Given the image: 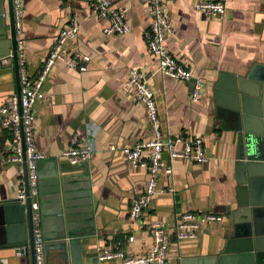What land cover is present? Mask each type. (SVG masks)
<instances>
[{
	"label": "crops",
	"instance_id": "0c3cea01",
	"mask_svg": "<svg viewBox=\"0 0 264 264\" xmlns=\"http://www.w3.org/2000/svg\"><path fill=\"white\" fill-rule=\"evenodd\" d=\"M164 12L172 26L166 45L174 58L203 81L198 100L191 99L193 78L175 79L162 74L157 59L146 47L144 33L150 22L146 0H113L124 7L129 31L105 35L106 19L89 10L87 0H21L24 9L25 66L33 76L56 40L59 29L76 17L79 30L63 54L88 56L79 60L86 70L57 60L43 85L44 98L34 104L36 149L45 158L38 163L40 175L70 164L62 151L73 137L90 140L93 157L88 160V176L94 204L95 235L89 242L82 264L99 262L100 249H122L128 255L145 254L151 246L146 228L151 220L166 223L169 230L177 214L185 211H212L223 215L221 222L203 225L195 238L172 241L165 264L217 255L228 239L235 201L236 131L234 119L216 102V85L233 77L245 78L254 67L264 66V0H226L222 16H209L195 10V0H163ZM6 10V0H3ZM7 22V19H5ZM12 59L0 60V106L15 94ZM137 68L147 79L156 101L163 131L188 139L201 137L207 160L194 163L175 158L172 174L161 173L158 190L139 219H130L131 201L141 194L148 178L142 166L131 165L121 148L153 137L143 107L127 85L129 69ZM224 77V78H223ZM264 120V83L261 84ZM10 132L0 128V205L16 200L23 172L6 161L10 154ZM113 144L116 150L111 151ZM178 149L183 148L177 143ZM163 154V162L167 161ZM76 174H82V169ZM171 186L173 193L166 192ZM0 225V264H31L28 254L18 255L15 246L5 242ZM44 264H60L59 250L47 242Z\"/></svg>",
	"mask_w": 264,
	"mask_h": 264
},
{
	"label": "built area",
	"instance_id": "2783aa9c",
	"mask_svg": "<svg viewBox=\"0 0 264 264\" xmlns=\"http://www.w3.org/2000/svg\"><path fill=\"white\" fill-rule=\"evenodd\" d=\"M163 2V0H146L150 16L148 28L144 33L147 50L157 59L158 69L162 74L181 80L193 78L190 97L196 101L201 95L203 81L199 77H193L191 71L180 64L167 47L166 38L172 34V26L164 12ZM12 3L19 65L20 97L18 99L13 94L0 106V128L8 130L11 135L10 154L6 161L18 164L20 173L23 172V143L29 194L32 198L31 208L37 210L38 163L45 156L36 149L33 123L34 104L44 98L43 85L57 60H62L70 67L84 71L86 67L80 64L79 60L87 61L89 57L80 56L77 53L63 54L64 46L76 38L79 30L76 17H71L69 22L59 29L55 42L36 73L33 76L29 75L25 66V31L22 25L24 9L21 0H12ZM87 4L94 16L106 19V24L102 27L103 34H122L129 31V24L126 21V8L117 7L113 0H87ZM194 8L204 15L222 16L226 12V0H195ZM10 59L11 54L3 57L1 61L6 62ZM126 83L132 88L136 102L143 107L145 117L153 131L152 138L121 148V152L131 165L145 167L148 171V178L143 191L129 205L128 216L135 220L139 219L150 206L158 190V180L161 173L168 176L172 174L171 160L181 158L189 162L202 163L207 160V157L201 137L188 139L182 134L171 136L163 131L154 93L140 70L137 68L129 69ZM177 143H182L183 148L178 149ZM109 149L114 151L116 146L111 144ZM164 153L167 154V161L169 162H163ZM93 154L92 142L90 140L81 141L76 137H73L70 144L62 151V157L70 164L88 161L93 157ZM164 190L170 193L174 191L171 186L165 187ZM24 199L25 188L23 185L17 200L24 202ZM32 219L35 264H44L45 240L39 224V214L34 211ZM222 220V214L212 211H185L175 216L171 225L172 231L169 230L165 222L156 219L151 220L146 228L151 234L152 242L145 254L128 255L119 248H103L98 251L97 260L99 262L116 260L119 264H165L167 251L172 241L178 242L195 238L203 225L221 222ZM27 247V244H21L15 246V251L18 255H24L27 252Z\"/></svg>",
	"mask_w": 264,
	"mask_h": 264
},
{
	"label": "water",
	"instance_id": "95a60500",
	"mask_svg": "<svg viewBox=\"0 0 264 264\" xmlns=\"http://www.w3.org/2000/svg\"><path fill=\"white\" fill-rule=\"evenodd\" d=\"M0 0V60L11 54L15 95L20 97L19 65L12 0ZM7 19V22L5 21ZM11 67V68H12ZM224 78V77H223ZM264 66L254 67L245 78L233 77L215 86L216 102L234 119L236 131L235 201L228 207L232 227L222 250L213 256L186 259L182 264H264V120L261 84ZM24 202L17 199L0 205V225L10 244L27 243L35 264L33 219L39 214L42 235L59 250L60 264H82L88 242L95 235L94 204L88 176V161L75 164L74 175L56 168L48 175L38 172V209L32 210L26 157L22 143ZM82 169V174H76ZM44 243L45 250L48 244Z\"/></svg>",
	"mask_w": 264,
	"mask_h": 264
}]
</instances>
